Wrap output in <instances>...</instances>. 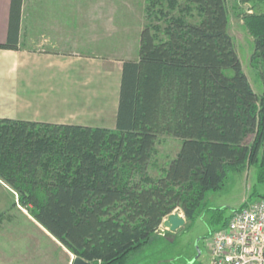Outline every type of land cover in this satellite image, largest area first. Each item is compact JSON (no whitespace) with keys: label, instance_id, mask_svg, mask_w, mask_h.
Instances as JSON below:
<instances>
[{"label":"trees","instance_id":"obj_1","mask_svg":"<svg viewBox=\"0 0 264 264\" xmlns=\"http://www.w3.org/2000/svg\"><path fill=\"white\" fill-rule=\"evenodd\" d=\"M22 1L12 0L0 49L20 48ZM147 1L139 58L123 62L116 127L0 117V179L89 264H128L178 208L189 221L211 210L215 229L225 227L231 215L208 206L209 193L249 166L264 183V89L244 70L228 1ZM243 19L264 65V11ZM164 133L181 148L153 176Z\"/></svg>","mask_w":264,"mask_h":264},{"label":"crops","instance_id":"obj_2","mask_svg":"<svg viewBox=\"0 0 264 264\" xmlns=\"http://www.w3.org/2000/svg\"><path fill=\"white\" fill-rule=\"evenodd\" d=\"M113 2L22 1L20 48L0 49L1 118L116 127L123 65L106 64L95 53L70 51V42L122 34L120 23L107 18V8L122 7ZM11 7L12 0H0V42L9 36ZM0 184L7 185L1 179Z\"/></svg>","mask_w":264,"mask_h":264},{"label":"rangeland","instance_id":"obj_3","mask_svg":"<svg viewBox=\"0 0 264 264\" xmlns=\"http://www.w3.org/2000/svg\"><path fill=\"white\" fill-rule=\"evenodd\" d=\"M227 1L230 11V32L234 37L244 70L254 90L262 93L264 65L259 58L254 57L255 39L243 16L249 9L263 12L264 0ZM115 2L122 7L110 6L106 9V14L109 20L115 18V21L120 23L117 25L122 27V34L115 33L101 41L70 42L72 44L70 51L95 53L99 58L107 60L106 64L116 67L123 65L125 60L139 58L141 31L149 22L146 14L148 1L122 0L120 3L115 0ZM27 44H35L37 49L44 47L40 46L42 42ZM86 44L92 48L82 50ZM180 148L179 138L165 133L159 135L149 168L150 174L153 176L161 174L177 156ZM262 194L264 183L257 181L256 168L249 166L242 172L231 173L225 189L210 192L207 203L210 207L223 208L224 215L229 216L246 202L261 198ZM17 196L10 186L0 184V259L5 260L4 264H73L78 256L36 220L18 202ZM178 209L186 218L183 210ZM186 222L175 231L164 228L162 224L163 229L154 235L146 247L135 253L128 264H203L208 258V242L212 233L219 229H215L219 221L213 220L211 210H204L194 221L186 218Z\"/></svg>","mask_w":264,"mask_h":264},{"label":"built area","instance_id":"obj_4","mask_svg":"<svg viewBox=\"0 0 264 264\" xmlns=\"http://www.w3.org/2000/svg\"><path fill=\"white\" fill-rule=\"evenodd\" d=\"M208 246L203 264H264V198L235 209L227 226L212 233Z\"/></svg>","mask_w":264,"mask_h":264},{"label":"water","instance_id":"obj_5","mask_svg":"<svg viewBox=\"0 0 264 264\" xmlns=\"http://www.w3.org/2000/svg\"><path fill=\"white\" fill-rule=\"evenodd\" d=\"M186 224V218L180 213L178 209L176 212L168 215L164 221L163 225L170 230H177L178 228L184 226ZM73 264H89L83 257L78 256L74 259Z\"/></svg>","mask_w":264,"mask_h":264}]
</instances>
